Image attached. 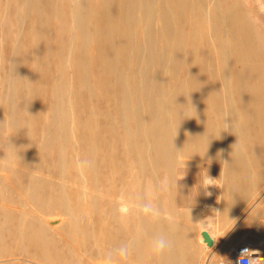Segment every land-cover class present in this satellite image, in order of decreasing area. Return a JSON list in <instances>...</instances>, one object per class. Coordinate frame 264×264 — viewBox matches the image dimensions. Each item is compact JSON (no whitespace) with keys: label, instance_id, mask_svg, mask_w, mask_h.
<instances>
[{"label":"bare ground","instance_id":"obj_1","mask_svg":"<svg viewBox=\"0 0 264 264\" xmlns=\"http://www.w3.org/2000/svg\"><path fill=\"white\" fill-rule=\"evenodd\" d=\"M40 1L11 0V13L18 21L31 14L33 26H36L39 20H43ZM44 1L61 19V41L57 40L60 41L57 50L62 71L67 67L75 68L83 78H87L91 62L96 60L97 82L92 84L88 79L86 84L90 88H105L109 91L106 99L109 102L115 100L112 111H101L93 123L78 125L80 134L77 139L84 150L76 151L77 157L86 153L88 166L95 175L103 163L118 152L125 153L139 170L135 177L138 188L134 194L138 203L136 209H132L122 195L108 206V213L118 226L109 235L110 244L114 248L119 245V233L124 231L123 225L119 224L131 218L135 232L129 244L137 249L143 264H184L186 246L192 243L191 229L187 224L174 220L175 217L168 228L161 218L151 222L144 220L145 215L139 207L144 186L139 174L151 169L155 175L161 162L165 163L168 173L173 172L178 157L190 153L225 157L243 152L247 150L246 137L252 150H257L258 139L264 132L258 130L259 126H264V32L246 13L222 0L212 3L226 8L217 17L208 15L204 0ZM62 5L70 8L72 24L69 28L61 14ZM206 16L209 23H220V29L214 36L220 43V71L206 68L202 63L207 62L206 59L194 56L195 35L182 30L184 22L202 23ZM32 36L37 43L35 45L41 46L46 54L51 53V45L41 41L39 32L32 33ZM92 44L96 45L95 55L88 53ZM235 54L240 57L239 65L230 60V56ZM185 67L188 73L182 75L181 69ZM218 73L224 84L222 94L214 89V78ZM20 120L24 122L22 118ZM50 120L47 130L54 131V135L29 140L30 151L23 150L20 142L15 140L13 146L16 151L10 153L22 152L24 161L35 168L46 164V160L55 153L52 151L55 146L57 157L53 167L66 175L70 168L66 152L68 146L63 139L73 131V127L57 105L52 107ZM34 128L28 127L27 131L36 130ZM100 140L110 141V150L103 156L100 155V145L103 144ZM75 144L71 143L70 147L73 149ZM77 167L82 174V165L78 163ZM228 169L227 172L225 166V180L228 174L235 172L234 167ZM41 180L31 175L29 186L31 198L44 204ZM217 184L218 191L222 190L223 194L227 182H224V188L220 181ZM213 189L209 187L211 193H214ZM66 191L60 194L55 204L49 202L45 205L48 208L58 206L62 214L77 217L79 212L70 206L67 199L70 193ZM220 204L221 199L217 202L218 210ZM211 218L203 220V228L208 223L212 224L214 219ZM38 226L36 232L44 237L49 230L42 227L44 224ZM160 238L164 239L165 246L170 242L162 253L153 247ZM199 239L206 248L203 238Z\"/></svg>","mask_w":264,"mask_h":264},{"label":"rangeland","instance_id":"obj_2","mask_svg":"<svg viewBox=\"0 0 264 264\" xmlns=\"http://www.w3.org/2000/svg\"><path fill=\"white\" fill-rule=\"evenodd\" d=\"M9 1L0 0V264H106V257L115 254L122 246L127 247L128 255L126 258L116 256L113 264H143L137 249L129 244L135 232L133 219H125L119 224L123 225L124 231L119 233L118 246L114 248L109 242V235L117 225L108 213V206L122 195L132 209H136L138 203L134 194L138 188L135 177L139 170L125 153L118 152L107 159L95 175L88 166L89 156L86 153L79 154L80 157L76 155V151L84 150L77 139L80 134L78 125L93 123L98 113L115 108V100H110V104L105 97L109 91L100 86L90 88L86 84L88 79L92 84L97 82L96 60L91 62L87 78H83L75 68L67 67L66 71H62L57 50L61 41L60 16L41 0L43 20L33 26L31 14L23 21L13 17ZM218 1L221 0H204L210 17H217L220 11L226 9L225 6L212 4ZM222 1L246 13L264 32V0ZM61 14L65 26L69 28L72 24L70 8L62 5ZM181 26L185 33L195 35L194 56L206 59L207 62H202L206 68L220 71V43L214 37L220 23L211 24L206 16L202 23L190 21ZM37 32L42 42L51 45V53L46 54L41 46L35 45L32 33ZM93 45L88 49L90 55L97 52L96 45ZM239 58L236 54L230 56L231 62L237 65ZM187 73L186 67L181 69L182 75ZM214 81L215 91L222 94L224 84L219 73ZM53 105L64 111L73 127V131L63 139L68 146L66 152L70 168L66 175L53 167L57 157L55 146L52 149L55 153L46 160V164L35 168L24 161L22 152L10 153L16 151L13 146L15 140L20 142L23 150L30 151L31 139L54 135V131L47 130L51 125ZM101 120L105 122L104 118ZM28 127H35L36 130L27 131ZM258 130L263 132L264 126H259ZM99 142L103 143L100 145V155L103 156L110 150V141ZM71 143H77L73 149ZM245 143L247 150L231 156L190 153L178 157L173 172L168 173L165 163L161 162L155 175L151 169L139 174L144 186L139 204L146 218L144 220L151 222L161 218L168 228L175 217L174 220L187 224L191 229L192 243L186 246L184 264H233L232 255L221 253L217 244V202L222 198L217 182L220 181L224 188L225 166L228 172V168L239 166L238 162L243 159L256 160L257 153L264 156V132L258 139L257 148L262 152L253 151L247 137ZM78 163L82 165V174L77 169ZM31 175L42 179L44 204L31 198ZM207 176L214 180L208 181ZM207 183L212 185L205 187ZM210 186L214 188V193L210 192ZM65 189L70 193L67 197L70 206L79 212L77 217L62 214L58 206L48 208L45 205L49 202L55 204ZM145 204L151 205L150 210H144ZM211 216L215 221L203 228V220ZM39 224H44L42 227L49 230L44 237L36 232ZM204 229L214 238L213 246L204 242L205 248L201 244L199 238H203L201 232Z\"/></svg>","mask_w":264,"mask_h":264},{"label":"crops","instance_id":"obj_3","mask_svg":"<svg viewBox=\"0 0 264 264\" xmlns=\"http://www.w3.org/2000/svg\"><path fill=\"white\" fill-rule=\"evenodd\" d=\"M257 154L258 159L238 162L228 174L219 207L218 248L232 255L233 263L235 249L245 243L264 255V156Z\"/></svg>","mask_w":264,"mask_h":264},{"label":"clouds","instance_id":"obj_4","mask_svg":"<svg viewBox=\"0 0 264 264\" xmlns=\"http://www.w3.org/2000/svg\"><path fill=\"white\" fill-rule=\"evenodd\" d=\"M206 179L208 181L214 180V179H212V178H210L208 176L206 177ZM208 185H212V184L211 183H207L205 185V187L208 186ZM143 208H144L145 211H148V210H150L151 205L145 204L143 206ZM169 246H170V242L168 241L167 246H165V241H164L163 238H160L159 240H157V241H155L153 243L154 250L156 252H158V253H162ZM248 251H252V250H250V249H243L242 252H241V255H244ZM256 254L257 253L255 251H253V257H255ZM127 255H128V249H127V247L126 246H122L121 248H119L117 250V252L115 254H109L106 257V264H113V260L115 259L116 256L126 258ZM249 264H252V259H249Z\"/></svg>","mask_w":264,"mask_h":264},{"label":"built area","instance_id":"obj_5","mask_svg":"<svg viewBox=\"0 0 264 264\" xmlns=\"http://www.w3.org/2000/svg\"><path fill=\"white\" fill-rule=\"evenodd\" d=\"M243 249H250L252 251H248L244 255H241ZM253 251L250 243L239 245L235 249L233 264H249V259H252V264H264V255L257 253L255 257H253Z\"/></svg>","mask_w":264,"mask_h":264},{"label":"water","instance_id":"obj_6","mask_svg":"<svg viewBox=\"0 0 264 264\" xmlns=\"http://www.w3.org/2000/svg\"><path fill=\"white\" fill-rule=\"evenodd\" d=\"M203 241L208 245V246H213L214 244V238L210 234V232L207 229L202 230L201 232Z\"/></svg>","mask_w":264,"mask_h":264}]
</instances>
